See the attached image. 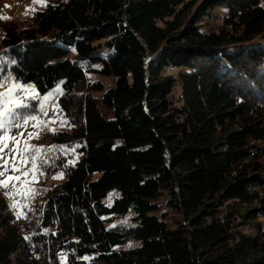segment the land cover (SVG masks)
Instances as JSON below:
<instances>
[{"label": "trees", "instance_id": "trees-1", "mask_svg": "<svg viewBox=\"0 0 264 264\" xmlns=\"http://www.w3.org/2000/svg\"><path fill=\"white\" fill-rule=\"evenodd\" d=\"M0 69L61 82L42 149L79 145L26 217L0 194V264H264V0H47Z\"/></svg>", "mask_w": 264, "mask_h": 264}, {"label": "snow or ice", "instance_id": "snow-or-ice-1", "mask_svg": "<svg viewBox=\"0 0 264 264\" xmlns=\"http://www.w3.org/2000/svg\"><path fill=\"white\" fill-rule=\"evenodd\" d=\"M36 3H40L43 6H47V0H34ZM8 19L7 17H3ZM14 63V62H13ZM0 71H3L0 69ZM8 86V90L5 93H0V98L3 99V103H0V187H3L6 196L13 198L12 207L19 209L16 212L17 219L26 217V210L31 211V208L26 203H19L15 200V196H23L25 199L35 194V189L31 188V184L38 180V177L44 173L41 171L45 165L54 166L59 157L49 156L48 153H55L59 151L62 155H68L69 153L75 154V149L79 147L67 146V145H53L48 146L41 152L39 149L34 148L31 145H25L21 148L20 142L12 135L13 130H19L29 124L30 121H39L37 115L26 114L27 110L32 109L40 113V115L47 116L48 111L44 107V101H47L55 93L60 92L59 86L53 89L47 94H42L36 90L35 85H29L26 82L20 83L17 78H13L11 73L0 76V87ZM16 97H19L17 99ZM35 102V103H33ZM61 110L58 105H54L53 112L59 113ZM56 123L55 118H51L45 123L40 121L39 124H34L33 127L43 126L46 128L47 124ZM60 123L66 124L67 121L61 119ZM55 131V130H52ZM21 137L24 133H19ZM31 135V133H29ZM29 153H31L29 155ZM11 159H8V157ZM74 160H70L68 164L74 163ZM65 164L64 167H68ZM11 171L12 175L6 176V173ZM19 173L20 175H16ZM31 174V180L27 177ZM20 176H24L26 179L20 181ZM53 178H63V172L59 173ZM17 182H20L19 184ZM11 188L13 191L10 193L7 191ZM118 197V193L109 194V207L111 206V200L113 196ZM122 221L121 223H126ZM110 227H115L111 225ZM47 229L44 230L47 233ZM31 239V237H25ZM66 255V254H65ZM85 259H88L85 257Z\"/></svg>", "mask_w": 264, "mask_h": 264}, {"label": "rangeland", "instance_id": "rangeland-1", "mask_svg": "<svg viewBox=\"0 0 264 264\" xmlns=\"http://www.w3.org/2000/svg\"><path fill=\"white\" fill-rule=\"evenodd\" d=\"M44 7L45 6H43L42 4L34 2V0H0V22L9 21V22H14V23H18V24L23 23L24 21H26L28 18L31 17V15L34 13V11L42 10V9H44ZM3 17H7L8 19H4ZM95 78H96L95 76L91 77V79H95ZM29 85H32V84H29ZM57 86H59V88L61 90V82H59L58 84H56L55 86H53L51 89H49L47 92H45L43 94H47L48 92H51ZM7 90H8V86L0 87V93H5V92H7ZM60 92L55 93L47 101L43 102L44 107L48 111L47 116L40 115V113L38 111L29 109V110H27L26 114L37 115L39 117V121H30L29 124L27 126H25L24 128H21L19 130H13L12 135L15 136L16 139L20 142L19 146L21 148L25 147V145L27 144V145L34 146V148H37L41 152H43L44 151V149H42L43 146L47 145V143H48V141L42 142V140H41L43 131L48 130V132H53L52 130L62 131V130H69L70 129V122H69L68 118H66L64 116L63 112L62 111H60L59 113L53 112L54 105H58L57 99H58ZM16 98L19 99V97H16ZM3 99L4 98H0V103H3ZM51 118H55L56 123L47 124L46 128L43 126L33 127L34 124L38 125L40 121H44L45 123H47V121ZM61 119L67 121V123L62 125L60 123ZM21 132L24 133L23 137H21L19 135V133H21ZM29 133H31V135H29ZM30 154L31 153H29V155ZM78 156H79V154L75 153L74 159H77ZM8 159H11V157L9 156ZM53 173L54 174H52L51 176L49 174V178L47 180L48 184H55V183L60 182L63 179V178H59V179L53 178L54 176H57L59 173H61L59 170H57ZM8 175H12L11 171L6 173V176H8ZM16 175H20V174L17 173ZM4 178L5 177H0V179H4ZM25 179L26 178L24 176H20V181H24ZM27 179L31 180V174H29ZM39 182H40V180H37L36 182L32 183L31 185H36ZM17 183L19 184L20 182H17ZM5 191L6 190L3 187H0V194L3 195L4 197H6L8 204L10 206V209L17 212L18 208L14 209L12 207L13 198L11 196H6ZM7 191H9L11 193L13 190L11 188H9ZM110 193H117V191L111 190L103 198V202L107 205H109V194ZM113 197H112V199H113ZM111 202H112V200H111ZM125 220L127 221L126 223H121L122 221H125ZM112 224L128 225L129 220H128V218H126V219L115 218L112 221ZM136 245L137 244L135 242L130 241V242L126 243L122 248H130V247H134Z\"/></svg>", "mask_w": 264, "mask_h": 264}]
</instances>
